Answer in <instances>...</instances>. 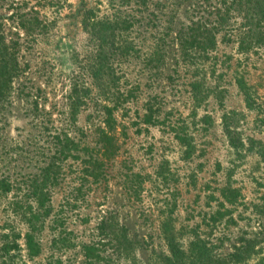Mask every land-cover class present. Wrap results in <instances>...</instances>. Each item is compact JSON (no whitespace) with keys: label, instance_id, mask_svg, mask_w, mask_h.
<instances>
[{"label":"rangeland","instance_id":"obj_1","mask_svg":"<svg viewBox=\"0 0 264 264\" xmlns=\"http://www.w3.org/2000/svg\"><path fill=\"white\" fill-rule=\"evenodd\" d=\"M248 2L0 0V77H10L0 82V177L42 166L55 132L96 146L105 104L114 106L119 146L106 179L84 198L79 174H65L79 160L64 164L52 190L55 219L38 235L41 254L29 258L20 246L12 257L0 251V264H168L164 222L179 251L175 264H264V18L254 23ZM88 15L120 26L100 79L92 76L98 39L82 23ZM193 23L214 32L208 55L180 46ZM76 91L88 92L73 117ZM180 124L190 153L172 129ZM10 194L0 195V246L10 227L26 229ZM84 243L97 247L98 259L84 258Z\"/></svg>","mask_w":264,"mask_h":264},{"label":"trees","instance_id":"obj_2","mask_svg":"<svg viewBox=\"0 0 264 264\" xmlns=\"http://www.w3.org/2000/svg\"><path fill=\"white\" fill-rule=\"evenodd\" d=\"M36 1L42 4H61L62 2V0ZM249 2L254 4L253 8L249 10V14L252 13L254 15V23L263 19L264 0H249ZM89 17L91 16L88 15L83 17L82 23L84 28H88L92 34L96 36V39H98L99 45L97 55L95 56L96 58H94L92 65V76L100 79L101 76L105 74L103 72L109 68L108 55L105 51H109V48H114L115 32L120 26L117 20L110 18L95 20L93 16L91 19ZM185 29L186 33L182 32V35L180 33L178 36L180 46L187 50L189 46L193 47L194 45L201 48V50L205 52V55H208L207 50L213 48L215 45L214 32L202 28V25L198 23L188 25ZM199 33L202 35L201 38ZM3 78L10 79V77H6L5 71L0 77V82L2 81L1 83L7 85L6 80ZM238 83L241 89H245V83L242 80H238ZM200 85L201 83L198 81H194L191 84V95L194 103L197 102L198 99H201V96L199 97ZM243 91L244 100L249 104L251 96L246 90ZM87 92L83 91L79 94L76 91L74 96H72L70 113L73 117L77 113L79 107L85 103L84 99ZM103 107L105 110V118L103 119L104 124L102 127L99 126L96 129V146L89 147L87 145H81L79 141H76L65 133L61 134L55 132V135L52 136L48 145L49 153L46 155L47 160L42 166L36 162L39 166L37 165L35 171L26 172V174L16 177L13 180L6 175L0 177V195L11 193L9 203L12 206V211H14V214H19L26 225V229L22 233L20 231L16 233L13 230L14 227H10V232L2 235L0 251L3 258L14 256L11 251L20 250V246L25 250V256L29 258H34L41 254L42 246L38 235L45 227V222L48 221L47 218L53 213V207L51 205L52 190L60 183L62 174H64V164L65 168L69 166L72 167V165L68 164L70 159L79 160L80 166L77 165L78 168L68 172L66 171L65 174L69 172H72V174L75 173V175L79 174L80 184L78 191H80L82 198L89 195L91 189L90 184H97L106 179L107 173L105 165L116 155L119 146L116 136V118L113 116L114 106L105 104ZM228 119L229 114L222 115L224 131L232 146L239 147L242 142H238V138L235 136L236 134H233V129ZM172 129L177 132L176 136L186 145V153H190L193 149V145L188 141V132H186L183 125L173 126ZM79 151L83 152L82 156L78 154ZM125 177L126 181L127 179L129 181V177L131 176L125 174ZM130 181L128 189L132 187ZM85 185H87L88 190L83 188ZM20 191H22V193H20ZM52 216L55 219V212ZM163 225L166 227L164 229V235L170 249V256L167 257V263L175 264L177 261L176 259H178L179 251L177 252L173 237L170 234L171 231L168 228L169 223L164 222ZM120 227L122 228L121 230H123L122 225ZM99 228H103L102 224H100ZM197 243L198 242L193 243V248L197 247V251L205 254L206 249L197 246ZM82 247L86 255L84 258L95 257V259H98L96 246L84 243ZM86 263L95 264V261L89 258L86 260Z\"/></svg>","mask_w":264,"mask_h":264}]
</instances>
